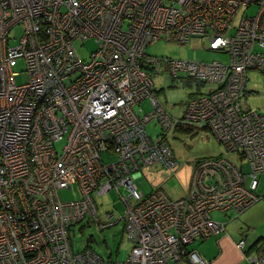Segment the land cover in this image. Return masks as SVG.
I'll return each mask as SVG.
<instances>
[{
    "label": "built area",
    "instance_id": "built-area-1",
    "mask_svg": "<svg viewBox=\"0 0 264 264\" xmlns=\"http://www.w3.org/2000/svg\"><path fill=\"white\" fill-rule=\"evenodd\" d=\"M253 4L257 13L234 26ZM193 37L230 61L146 52L159 40ZM89 39L97 47L84 58L75 42ZM19 59L24 82L12 66ZM163 64L174 78L186 73L213 88L173 115L151 74ZM251 71L264 76V0H0V264H108L88 246L75 252L70 230L86 218L100 229L116 224L112 214L100 218L93 196L113 189L126 204L121 219L132 245L113 264H208L189 245L226 231L212 213L240 214L262 198L264 110L249 103ZM152 121L162 129L157 138ZM178 129L211 132L226 154L194 162L185 196L139 190L134 180L147 167L175 173L169 139ZM75 185L81 197L61 199L59 190ZM235 244L248 264H264L261 245L247 253L246 238Z\"/></svg>",
    "mask_w": 264,
    "mask_h": 264
},
{
    "label": "rangeland",
    "instance_id": "rangeland-1",
    "mask_svg": "<svg viewBox=\"0 0 264 264\" xmlns=\"http://www.w3.org/2000/svg\"><path fill=\"white\" fill-rule=\"evenodd\" d=\"M258 11V6L253 4L250 7H243L237 14L234 26H237L241 18L245 15L252 16ZM23 28L18 27L14 30V35L17 39L22 35ZM17 40L12 43H16ZM80 55L88 58L90 53L97 47L94 39L86 41L85 45L81 46L79 41L75 42ZM207 42L202 37H193L187 43L181 44L177 42H168L159 40L156 43L147 46L146 52L149 55L159 58L194 60L203 62L221 61L228 63L230 55L227 52L213 51L207 49ZM14 71L19 73L18 82L27 80L28 75L25 71L24 59H19L13 63ZM154 79V89L158 98L166 105L168 110L173 115H180L192 95L198 92L206 93L213 86L209 84H200L197 81H192L186 73H183L179 78H174L166 69L165 64L161 67H156L151 71ZM248 89H255L256 93L249 98V103L253 108L264 110V76L260 72L251 71L248 74ZM147 105V101L144 102ZM149 133L153 138L162 132V129L157 121H152L147 125ZM170 143L174 150L176 158L179 160V166L176 168L173 175L165 173V170L153 169L147 167L143 170L144 175L137 177L134 184L139 190L144 192L150 191L154 186L163 187L173 198L185 196L187 188L192 176L194 162L201 158H209L217 155H225L224 146L211 134L209 131L195 133L191 129H178L171 134ZM62 143L57 144V149L60 151ZM238 165L247 167L245 159H241L237 153L227 154ZM167 176V178L165 177ZM264 183V177L261 181ZM122 195L128 197L129 192L121 189ZM59 195L63 200H73L81 197L78 186L75 185L71 189H60ZM96 204L99 207V216L102 220L109 221L108 216L112 214L110 221L118 222L112 226L100 229L98 224L86 218L83 222L75 225L70 230V239L74 251H82L87 246L101 255L108 264H113L116 261L125 260L130 253L131 243L128 240L124 230L123 216L126 204L119 196L118 192L113 189L102 196L93 195ZM215 220L219 222L229 221L225 213L216 211L212 213ZM237 216V214H236ZM242 215L239 216L243 220ZM234 222V220H233ZM234 227L235 224H230ZM228 229V228H227ZM230 234L232 232H229ZM197 247L200 248L199 242ZM207 248L208 244H205ZM215 247V246H214ZM202 248V246H201ZM216 248V247H215ZM190 250H195L192 244L189 245ZM216 248V252H217ZM212 251V250H211ZM215 250H213L214 252ZM217 254V253H216ZM215 254V255H216ZM214 256V255H213ZM213 256L211 258H213Z\"/></svg>",
    "mask_w": 264,
    "mask_h": 264
},
{
    "label": "crops",
    "instance_id": "crops-1",
    "mask_svg": "<svg viewBox=\"0 0 264 264\" xmlns=\"http://www.w3.org/2000/svg\"><path fill=\"white\" fill-rule=\"evenodd\" d=\"M145 106L146 109H149L148 105ZM258 192L262 198L247 210L237 214V216L233 212L225 213L226 217L229 218V221H225L227 226L225 232L206 240H197L192 244V247L204 259L209 261L208 264H248L245 255L235 244L236 241L243 237L246 238L250 251H254L258 245H261V250L264 252V183L260 182ZM240 215H242L243 220L239 219ZM230 224L235 225L234 227L231 225L229 228ZM229 232L232 233L230 234ZM197 242L201 244L200 248H196ZM205 244H208L209 247L204 246ZM214 246L218 248L217 252ZM213 250L215 251L213 252ZM212 256L213 258H211Z\"/></svg>",
    "mask_w": 264,
    "mask_h": 264
},
{
    "label": "trees",
    "instance_id": "trees-1",
    "mask_svg": "<svg viewBox=\"0 0 264 264\" xmlns=\"http://www.w3.org/2000/svg\"><path fill=\"white\" fill-rule=\"evenodd\" d=\"M250 252V248H248V250H247V253H249Z\"/></svg>",
    "mask_w": 264,
    "mask_h": 264
}]
</instances>
